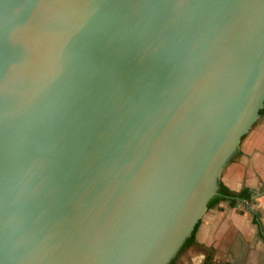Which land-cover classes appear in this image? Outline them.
<instances>
[{"label":"water","instance_id":"water-1","mask_svg":"<svg viewBox=\"0 0 264 264\" xmlns=\"http://www.w3.org/2000/svg\"><path fill=\"white\" fill-rule=\"evenodd\" d=\"M263 108L264 0H0V264H170Z\"/></svg>","mask_w":264,"mask_h":264},{"label":"crops","instance_id":"crops-1","mask_svg":"<svg viewBox=\"0 0 264 264\" xmlns=\"http://www.w3.org/2000/svg\"><path fill=\"white\" fill-rule=\"evenodd\" d=\"M221 182L232 191L249 189L253 202L234 206L223 199L210 207L175 264H264V113L242 139Z\"/></svg>","mask_w":264,"mask_h":264},{"label":"trees","instance_id":"trees-1","mask_svg":"<svg viewBox=\"0 0 264 264\" xmlns=\"http://www.w3.org/2000/svg\"><path fill=\"white\" fill-rule=\"evenodd\" d=\"M264 113V108L260 111L262 115ZM244 138V137H243ZM242 138V139H243ZM220 195L215 196L209 203V208L216 205L219 201L223 199H230L231 204L237 206L239 203H251L253 202V193L245 188L239 192L232 191L228 187H226L222 182L220 183ZM200 225V222L196 225L193 234L186 240L185 244L182 246L179 253H181L186 247L191 245L194 242L195 234ZM178 253V254H179ZM178 256V255H177ZM177 256L170 262V264H175Z\"/></svg>","mask_w":264,"mask_h":264}]
</instances>
